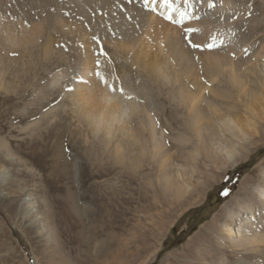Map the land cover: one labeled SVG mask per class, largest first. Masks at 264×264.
Wrapping results in <instances>:
<instances>
[{
    "label": "rangeland",
    "instance_id": "rangeland-1",
    "mask_svg": "<svg viewBox=\"0 0 264 264\" xmlns=\"http://www.w3.org/2000/svg\"><path fill=\"white\" fill-rule=\"evenodd\" d=\"M117 1L113 0L111 6L106 0H44L46 4L49 2V18L48 21L45 19V31L30 49L32 52L6 53L7 48L0 43V141L8 147L0 148V264H220L222 261L235 264L242 258L264 264V253L258 255L254 250L245 253V247L234 250L228 239L235 236L238 229L242 233H264V204L259 203L253 190L262 180L264 168V121L249 113L252 104L238 106L237 103L236 111L240 109L244 117L251 115L252 121L257 123L258 136L247 141L232 137L236 146V165H220L221 160H210L204 150L193 161V141L182 147L175 139L184 131L188 130L189 136L192 132L187 129L188 110L171 98L170 86L149 81L150 88L141 89L135 81L141 72H120L118 40L110 44L106 39L92 35V30L100 26L102 20L121 15L114 8ZM14 3L13 0L8 3L7 13L11 16L19 13ZM246 5H251L252 16L247 14ZM236 7L224 10L218 6L219 9H213L214 16L234 22L231 36L240 48L232 58L238 64L251 59V63L243 64L242 69L255 78L247 65L256 62L264 45V0H239ZM189 22L178 25L185 28ZM49 42L53 50L43 55L41 51ZM85 46L87 49L83 51ZM153 46L151 56L160 57L157 43ZM246 48L249 50L247 55L243 51ZM87 50L90 59V53L95 57L94 66H98L101 57L112 63L117 73L112 77L116 83L120 84L126 78L138 96L147 94L142 102L150 108L159 129L166 130H163L165 137L158 152L151 150L149 133L139 124L141 118L144 119L140 113H134L130 126L135 127L133 130L137 135L140 134L138 148L148 147L144 156L140 149L131 151L129 144H120L116 137L109 140L102 132L96 135L85 122H80L74 112L72 95L74 77L79 73L81 58ZM262 56L260 58L264 60V54ZM23 66L25 74H17L18 68L22 70ZM35 69L37 73H32ZM58 71L65 74L54 87L51 80L60 73ZM223 84L218 82L216 86L222 88ZM211 86L204 93L208 98H213ZM40 89H44V94L38 100L44 107L37 111L40 105L31 103L35 102V92ZM51 111L54 118L47 120ZM221 135L229 136L223 132ZM117 145H121L122 152V146L126 147L127 154L120 152L125 155L122 162H116L112 152ZM137 156H143L139 162ZM144 157H147L146 161ZM165 159L169 166L162 169ZM171 164L188 172L185 179L191 190L180 197L165 180L175 172ZM192 164L196 166L193 174ZM225 189L229 190L227 196L223 194ZM240 203L242 206L252 204L253 211L240 213L243 217L238 215L236 224L230 223L229 216L238 211ZM227 227L231 230L230 237Z\"/></svg>",
    "mask_w": 264,
    "mask_h": 264
},
{
    "label": "bare ground",
    "instance_id": "bare-ground-1",
    "mask_svg": "<svg viewBox=\"0 0 264 264\" xmlns=\"http://www.w3.org/2000/svg\"><path fill=\"white\" fill-rule=\"evenodd\" d=\"M9 1L10 0H0V43L4 44L5 47L7 48L5 49L6 53L8 51L16 52L19 50L21 51L29 50L32 52L33 50L30 49L33 48L35 43H38V40L40 39L42 32L45 31L44 28H46V25L44 21H46L45 19H47L48 21L49 18L48 16L49 10L47 8L49 2L48 4H46L47 2H44V0H13L15 2L14 7L17 9V12L19 13L17 15L11 16L9 13H7ZM61 1H65V0H61ZM215 1H216L215 3L213 2L214 5L221 6L223 7L224 10L226 8H229L230 6H232L233 8L236 7V5H238L239 2V0H215ZM106 2L112 6L113 0H106ZM209 2L210 0H203L202 8L203 7L204 8L203 9L198 8V12L201 15L200 17L201 19L200 18L194 19L193 21L189 22L190 24L187 26V27L192 26L193 28L199 29V31L189 34L184 31L186 27L185 28L181 27L177 23L174 24L162 18L158 10L157 13H155V15L153 16L151 14H146L143 8L139 7L137 3L131 0H121V1L119 0L114 5V8L117 9L116 11L121 13V15L116 14V17H107L106 19L102 20L101 25L100 26L97 25L95 29L92 30V32L94 33V34L92 33V35L97 36L98 39L100 38L106 39L110 44H114L116 40H118L119 42L118 50L120 52V62H119L120 70H121L120 72H122V70H133L134 72L136 71L141 72L140 74L142 75H140V78H137V80H135L140 84L141 89L144 88L149 89L150 87L148 88L147 85L149 81L150 82L153 81L156 84L170 86L171 90L169 94L172 96L171 98L177 100L179 105H184L188 110L190 117H189V122L187 121L188 125L187 124L186 125H187V129H189L192 132V133L190 132L191 135L189 136V134L186 133L188 130L186 132L184 131V133H181V135H179L177 138L175 137V139L181 142L182 147L187 145L190 141H193L192 144L195 147V149L191 151L193 161L198 159L199 154L202 152V150H204L206 152L205 154L206 157H208L210 160L212 159L221 160L219 161L221 162L220 165H225V164L236 165L237 163L236 162L237 159L235 157L236 146H235V142H233L232 140V137L236 139H240L239 141L241 140L247 141L250 140L251 137H255L256 135L258 136L259 133V128L258 126H256L257 123H254L252 121L251 115L244 117L243 114L239 112L240 109L236 111L238 109L237 105L239 104L238 106H240L242 105V103L246 104L249 102V104H252L249 107L250 110L249 113L251 112L252 115H254L253 117L255 119L264 121V76L261 75V73H264V62H263L264 60L260 58L264 54V45L261 46L262 48H260L261 50L258 52L259 57L256 58L255 60L256 62L252 63V65L250 64L247 65L248 68L250 69V72H253V74H255L254 76H256L255 78H252L251 75L246 72V69H242L243 64L251 63L250 62L251 59L250 61L246 60V62L238 64L232 58L233 53L239 50L240 48L238 46L239 44L236 45L231 36L232 30H234V22L230 20H226L224 18L222 19L215 18L216 16H214V11L212 7H210L212 11H209L206 8V5L209 6ZM194 3L197 4L196 0L194 1ZM215 9H219V8L216 7ZM17 18L20 19L19 20L20 22L18 21L19 23L15 21ZM61 22L64 23V21ZM212 34L218 35V41L219 39H222L223 44H219V42L217 41L219 46L209 49L207 47L195 48L192 46L191 43H189V39H190L192 43H198L203 45L206 42H210L209 37ZM92 42H96V40H93ZM86 43H88L87 40ZM153 43H157L158 45L157 50L158 52L160 51L159 54L160 57L151 56L154 50ZM51 44L52 43L49 42L48 44L44 45L41 51L43 55H48V53L52 52L53 45ZM48 48H50V50H48ZM85 49H87V46H85L83 51H85ZM88 51L89 50H87L85 55L81 58V64L79 66L80 69L77 71L79 73L78 75H76L77 74L76 72L75 73L76 77H74L75 85H74L72 97L75 99L74 106L76 108L74 112L78 115L80 122L81 123L85 122L89 126L90 131L96 135L102 132L105 136H107L109 140H112L114 137H116V139L120 141V144L122 145L129 144V148L132 151L138 148L139 144L137 145V142L140 140L139 139L140 134L137 135L136 134L137 131L135 132V130H133L135 127L130 126L131 118H133L134 113L135 114L140 113L141 117H144V119L141 118L140 120L141 122L139 124L142 126V129H144L143 131H147L149 133V137L148 136L147 137H148V141L150 140L149 142L152 144V147L151 146L150 147L152 148L151 150H153V153L158 152L157 150L158 148H160L161 142L164 141L165 136L163 135V130L165 129H159L157 122L152 117V112L150 108L148 109L145 103L142 102V98H145L147 94L144 93L143 95L138 96L136 94L137 91L134 89L135 87H133L130 80L128 79L126 80V78L123 79L124 81L121 80L120 84L116 83L113 78L114 75L117 73L115 72L112 63H109L107 60L101 57L99 59L98 66H94L93 60L95 57H93V55L90 53L92 57L90 59L89 56H87ZM42 54L40 55L41 57ZM12 58L14 59V56ZM259 61L260 63L258 64L257 62ZM24 69H25L24 66L22 70L21 68L20 69L18 68L17 74L24 73ZM35 70L32 73H37V70L36 71ZM97 71H99L104 76V78L107 80V84L104 83L100 79V77L96 74ZM64 74H65L64 72H60L57 73L56 76H53L54 78L51 80V85L56 87L63 78L62 76ZM36 75L37 74H34V76ZM136 75H139V73ZM218 82L224 83L222 88L220 86H216ZM256 82L258 83L257 85ZM213 84L214 86H211ZM109 85H112L116 89V91H113L112 88L109 87ZM208 86L212 87L211 94L213 98H208L204 94L206 90L208 91ZM121 87L124 89L123 93L120 92ZM42 90L44 91V89ZM43 91H41V89L37 90L35 92V97H36L35 99L37 101L35 100V102L31 103V105H35L34 103H36L38 106L40 105V108H38L37 111H39V109H41V107L44 105L42 104L41 101L38 100L39 98H42V95L44 94ZM150 92L151 91L149 90L148 93ZM18 97L21 98L20 95H18ZM128 97H131V99H129ZM53 115L54 112L51 111L47 116L48 118L47 120L54 118ZM34 125L38 126V124L36 123ZM41 126L42 125H40L39 127L41 128ZM37 129H33V131ZM139 130L141 131V129ZM143 131H141L142 134ZM221 132L229 136L225 137L221 135ZM144 135L145 134H143V136ZM47 140L45 142H47ZM119 141L117 142L118 144ZM105 143L107 144V142ZM86 144L88 145V143ZM120 146L121 145H117L116 149L112 151L114 152L113 155L116 162L123 161L124 154L120 155V152H122ZM4 147L5 149L8 148L5 143L0 141V148H4ZM122 147H124L125 150L126 147L125 146ZM124 150L123 152L126 153V150L125 151ZM140 150L142 151L141 154L144 156V152L148 151L147 145L146 147H142ZM95 152L97 153V150H95ZM130 154L132 153L130 152ZM5 155H7V153ZM111 156L110 158H112ZM138 156L137 159L139 162L140 161L139 159L142 158L143 156L142 157L141 156L138 157ZM97 157L98 156H96V158ZM104 161L106 162V160H103V163H105ZM126 163L128 164V162ZM168 163H169L168 159H165L161 164L162 169H165L166 166H169ZM148 166L150 167V164ZM216 167L220 168L219 164H217ZM191 168H192L191 174L195 173L196 171L195 164H192ZM171 169L175 171L173 173V176L168 175L165 178V180L167 181V183H170L172 185L177 197H180L182 196V194L191 190L190 189L191 186L188 180L185 179L186 178L185 176H187L188 172L186 170H183V168H179L176 166L172 167ZM122 172L124 173V171ZM130 177L132 179V176ZM141 179L143 180V178ZM69 181H71V178ZM102 181L104 182V180ZM167 186H169V184ZM253 190L254 193H256V197L259 203L264 204V168L262 172V180L257 185L254 186ZM32 203L33 201L31 202V204ZM246 211L247 213L250 212L252 213L253 205L246 203L242 206L240 203L238 211L237 210L234 211L229 216L230 223L235 222L236 224L235 220L238 217V215L242 216V214L240 213ZM245 218L247 219L248 217ZM90 226L91 228L94 227L93 225ZM227 229H228L227 233L229 234L230 237L231 230L228 227ZM68 237H70V235ZM228 239L230 240L231 248H233L234 250L235 248L237 249V247H242V248L245 247L247 248L245 250V253L253 250L258 255H261L260 254L261 252L264 253V233L262 232L251 231L247 233H242V231L238 229V233L235 234V236L232 235V237ZM65 264H72V263L68 262ZM220 264H227V263L225 261H222ZM235 264H254V262L242 258L239 260V262L237 261V263Z\"/></svg>",
    "mask_w": 264,
    "mask_h": 264
},
{
    "label": "snow or ice",
    "instance_id": "snow-or-ice-1",
    "mask_svg": "<svg viewBox=\"0 0 264 264\" xmlns=\"http://www.w3.org/2000/svg\"><path fill=\"white\" fill-rule=\"evenodd\" d=\"M157 3H158V0H144V6L146 8H149L152 12L157 11ZM182 5L183 6H180L179 4H177L175 0H159V7L166 9L165 12L160 13V14L163 15L168 21L172 23H179V24H183L185 19H199V17L193 16L192 12L189 10L192 7L190 0H182ZM209 7H214V4L211 2V0L209 2ZM246 9H247V14L249 16H252L253 12L251 9V5H246ZM184 31L186 33L192 34V33L199 31V29L192 28V27H186ZM209 41L210 42H206L205 44L201 45L198 43H192V41L189 39V43H191L192 46L195 48L207 47L211 49V48L218 47L219 44H223L222 39H219V44H218L217 42L218 36L215 34L210 35ZM243 51H244V54L247 55L249 50L246 48ZM13 55H15V53H13ZM97 64H99V61H97ZM96 74L100 77V79L104 83L107 84V80L104 78V76L99 71H97ZM109 87L112 88L113 91H116V89L112 85H109ZM120 92L121 93L124 92V89L122 87L120 88ZM128 98L131 99V97H128ZM223 194L225 196L229 195V190L225 189Z\"/></svg>",
    "mask_w": 264,
    "mask_h": 264
}]
</instances>
